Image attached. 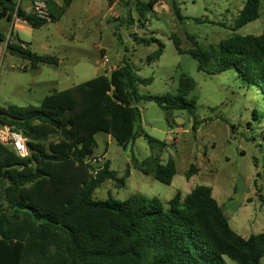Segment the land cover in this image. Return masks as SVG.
Returning <instances> with one entry per match:
<instances>
[{
	"label": "trees",
	"instance_id": "trees-1",
	"mask_svg": "<svg viewBox=\"0 0 264 264\" xmlns=\"http://www.w3.org/2000/svg\"><path fill=\"white\" fill-rule=\"evenodd\" d=\"M60 12L50 5L51 22L64 15L74 0H61ZM160 0H136L139 20L155 12ZM176 15L183 16L176 0ZM261 0H247L236 21L240 29L261 16ZM38 29L48 22L27 13L16 0H0V18L13 16ZM180 53V39L172 36ZM7 40L0 31V45ZM155 39H142L145 45ZM22 43V42H21ZM12 56L28 60L33 69L57 60L39 56L21 45L7 44ZM188 53L198 70L220 74L236 69L264 93V33L234 35L207 51L194 42ZM163 46L148 63L159 59ZM152 79L141 80L149 84ZM139 79L124 63L110 73L46 96L39 107L10 105L0 108V125L20 132L27 139L30 156L22 158L0 143V264H262L264 232L245 238L238 234L207 186L195 187L182 200L178 193L166 209L158 198L135 195L126 201L96 200L95 191L107 181L125 187L111 162L93 176L94 138L104 133L123 148L141 137L161 143L137 129L142 122L141 101L154 102L162 110H188L195 114V88L186 76L175 95L145 96ZM59 137L57 142H49ZM48 143V144H47ZM89 143V144H88ZM88 144V145H87ZM145 175L171 185L176 164L170 159L138 168ZM192 165L188 180L197 175ZM130 176L127 173V178Z\"/></svg>",
	"mask_w": 264,
	"mask_h": 264
},
{
	"label": "rangeland",
	"instance_id": "rangeland-1",
	"mask_svg": "<svg viewBox=\"0 0 264 264\" xmlns=\"http://www.w3.org/2000/svg\"><path fill=\"white\" fill-rule=\"evenodd\" d=\"M16 1L26 9L34 0ZM44 1L50 15V5H57L54 10L60 12L61 0ZM176 1L183 20L176 15L173 0H160L155 12L147 13L142 21L136 0H74L60 19L38 29L26 26L10 31L7 20L0 18V31L9 34L11 45L24 43L33 53L57 60L33 69L28 60L8 53L7 41L1 44L0 108L39 107L46 96L101 74L110 75L124 63L132 68L139 79V92L145 96L175 95L181 78H191L195 88L188 98H197L194 115L186 109L166 112L154 102L138 104L142 122L137 129L160 145L141 137L125 149L104 133L94 138L93 157L110 161L119 178H126L122 188L115 181H105L94 198L126 201L140 195L158 198L168 209L178 193L184 200L195 187L207 186L231 227L248 238L264 232V93L236 69L220 74L199 71L198 61L188 51L194 42L212 51L234 35H262L264 0L260 18L240 29H236V21L247 0ZM174 35L180 39L183 53L176 48ZM152 38L157 41L150 45L141 42ZM162 46V56L148 63V57ZM103 55L110 64L103 63ZM147 79L152 82L140 83ZM58 140L55 137L48 143ZM170 159L176 164L171 185L138 170ZM192 165L199 171L188 180Z\"/></svg>",
	"mask_w": 264,
	"mask_h": 264
},
{
	"label": "built area",
	"instance_id": "built-area-1",
	"mask_svg": "<svg viewBox=\"0 0 264 264\" xmlns=\"http://www.w3.org/2000/svg\"><path fill=\"white\" fill-rule=\"evenodd\" d=\"M18 5L21 6V2ZM26 12L34 14L38 19L42 21H52L48 5L44 0L32 1L31 6L26 8ZM11 22L13 23V27L15 28L16 25L22 24L23 21L18 18L17 14H15ZM102 61L104 64H110V60L106 55H103ZM27 142V139L23 136L22 133L13 131L9 127L0 125V143L11 147L12 150L22 158H27L30 156V150ZM91 163L95 165L94 169L92 170V174L93 176H97L98 173L103 169L104 162L98 158H95L93 159V161H91Z\"/></svg>",
	"mask_w": 264,
	"mask_h": 264
},
{
	"label": "crops",
	"instance_id": "crops-1",
	"mask_svg": "<svg viewBox=\"0 0 264 264\" xmlns=\"http://www.w3.org/2000/svg\"><path fill=\"white\" fill-rule=\"evenodd\" d=\"M57 4H59V3H57ZM22 6V5H21ZM29 6H27L26 8H28ZM6 20H7V22L10 24V31L12 30V27H13V23L12 22H10L7 18H5ZM26 26H30L29 24H27V23H25V22H22V24H18V25H16V27L14 28V30L15 29H20V28H24V27H26ZM3 33V32H2ZM7 36V42L8 43H10V40H11V38L9 39V34L8 35H6ZM24 47H27V46H25L24 45ZM111 137V136H110Z\"/></svg>",
	"mask_w": 264,
	"mask_h": 264
},
{
	"label": "water",
	"instance_id": "water-1",
	"mask_svg": "<svg viewBox=\"0 0 264 264\" xmlns=\"http://www.w3.org/2000/svg\"><path fill=\"white\" fill-rule=\"evenodd\" d=\"M1 114V113H0Z\"/></svg>",
	"mask_w": 264,
	"mask_h": 264
}]
</instances>
